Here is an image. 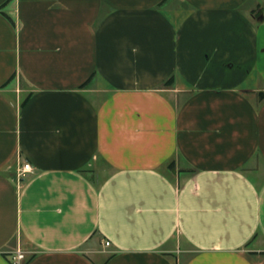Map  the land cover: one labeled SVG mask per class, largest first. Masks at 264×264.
Segmentation results:
<instances>
[{
    "label": "crops",
    "instance_id": "0c3cea01",
    "mask_svg": "<svg viewBox=\"0 0 264 264\" xmlns=\"http://www.w3.org/2000/svg\"><path fill=\"white\" fill-rule=\"evenodd\" d=\"M9 1L0 264H264V0Z\"/></svg>",
    "mask_w": 264,
    "mask_h": 264
},
{
    "label": "built area",
    "instance_id": "2783aa9c",
    "mask_svg": "<svg viewBox=\"0 0 264 264\" xmlns=\"http://www.w3.org/2000/svg\"><path fill=\"white\" fill-rule=\"evenodd\" d=\"M32 174H34V168L30 164L26 163L19 170L17 179H18L19 183L22 184L23 179H25L26 176L32 175ZM105 246H106V248H110L111 243L106 242ZM13 261L15 264H23L26 261V256L22 252H20L14 257Z\"/></svg>",
    "mask_w": 264,
    "mask_h": 264
},
{
    "label": "trees",
    "instance_id": "16d2710c",
    "mask_svg": "<svg viewBox=\"0 0 264 264\" xmlns=\"http://www.w3.org/2000/svg\"><path fill=\"white\" fill-rule=\"evenodd\" d=\"M13 0H10L9 3H11ZM90 82H88L87 84H85V86H83V88L88 87ZM175 85V80L174 78H172L171 80H169L165 85L164 88L169 89V88H173V86ZM260 98L264 99V94H260ZM176 165L173 163L169 166V170L171 171H175Z\"/></svg>",
    "mask_w": 264,
    "mask_h": 264
}]
</instances>
